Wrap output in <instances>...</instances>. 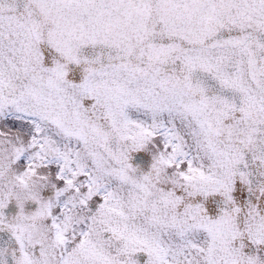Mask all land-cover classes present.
Masks as SVG:
<instances>
[{
  "label": "snow or ice",
  "instance_id": "obj_1",
  "mask_svg": "<svg viewBox=\"0 0 264 264\" xmlns=\"http://www.w3.org/2000/svg\"><path fill=\"white\" fill-rule=\"evenodd\" d=\"M0 264H264V0H0Z\"/></svg>",
  "mask_w": 264,
  "mask_h": 264
}]
</instances>
